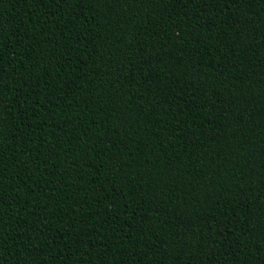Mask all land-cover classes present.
<instances>
[{
	"label": "trees",
	"instance_id": "16d2710c",
	"mask_svg": "<svg viewBox=\"0 0 264 264\" xmlns=\"http://www.w3.org/2000/svg\"><path fill=\"white\" fill-rule=\"evenodd\" d=\"M0 264H264V0H0Z\"/></svg>",
	"mask_w": 264,
	"mask_h": 264
}]
</instances>
